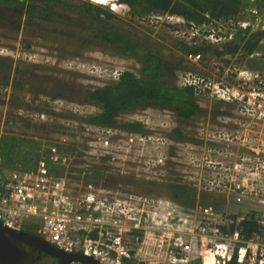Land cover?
<instances>
[{"label": "built area", "instance_id": "obj_1", "mask_svg": "<svg viewBox=\"0 0 264 264\" xmlns=\"http://www.w3.org/2000/svg\"><path fill=\"white\" fill-rule=\"evenodd\" d=\"M141 19L167 27L179 42L178 53L180 45L222 46L247 30L264 32V17L199 24L168 13ZM182 56L183 65L199 66L203 60L200 51ZM263 56L237 52L227 57L228 64H220L219 57L210 74L177 71L179 88H190L201 109L215 108L194 130L178 124L173 113L176 127L166 122L160 132L150 127V116L121 121L142 124V133L82 124L75 134L44 139L30 169L4 168L0 160V222L98 264H264V71L237 63ZM121 72L110 73L117 81ZM29 116L53 125V117L43 112ZM63 126L70 131L77 123ZM175 128L185 138L169 136ZM176 165L183 168L178 181L217 197L215 206L197 202L184 208L170 196L104 183L111 173L128 172L166 184ZM247 223L258 231L248 234Z\"/></svg>", "mask_w": 264, "mask_h": 264}, {"label": "trees", "instance_id": "obj_2", "mask_svg": "<svg viewBox=\"0 0 264 264\" xmlns=\"http://www.w3.org/2000/svg\"><path fill=\"white\" fill-rule=\"evenodd\" d=\"M118 2L129 8L131 16L140 19L149 15L168 13L199 24L209 20L230 18L254 21L258 16L264 15V0H118ZM97 3L110 4L113 9L118 8L115 0H97ZM0 9L23 16L24 20L17 23H24L33 28H40L45 21L60 22L61 25L71 28V30L66 29L65 31L64 28L61 30L60 35L64 37L82 41L83 45L98 43L101 47L111 49L122 56L139 60L141 64L139 75L125 70L121 72L117 81L105 83L81 95L78 104L85 102L99 108L98 113L80 119L83 123L96 127L117 128L129 133H142L144 132L142 124L118 121L119 115L147 105H156L159 108L170 110L180 124H185L197 117L201 111L190 88H179L171 83L176 79L177 71L186 69L183 60L172 61L159 55L152 43L134 37L118 26L114 22L117 17L107 8L81 0H74V2L70 0H0ZM252 9L257 14L253 15L248 12ZM69 11L71 15H68ZM262 35L263 32H248L247 30L244 37L238 38L239 35L236 41L224 44L226 49L223 52L208 46L203 47L204 49H198L199 47L189 49L187 46L180 45L179 48L182 53L210 51L215 57L229 52L250 54L256 52L259 46L264 45H259ZM239 48L240 51H238ZM0 68L11 72L12 61L0 60ZM14 71L20 73L18 67ZM5 79L8 80V77ZM20 86H22L21 83H19ZM54 125L53 123L48 127L52 130L57 126ZM46 135L34 140L17 137L0 130V160L3 167L8 169L16 165L29 169L34 167L40 156L39 151L43 140L48 139L51 133ZM171 137L181 140L185 138V132L180 128H175L171 132ZM100 174L96 171L94 177L98 178ZM106 184L114 187V183L106 182ZM159 186L169 190L173 195L170 197L184 208H191L196 204V190L190 186L181 185L179 182H169ZM142 191L146 190L142 189ZM145 193L151 194L147 191ZM207 204L215 206L212 201ZM245 228L248 234L258 231L253 223L245 224Z\"/></svg>", "mask_w": 264, "mask_h": 264}, {"label": "rangeland", "instance_id": "obj_3", "mask_svg": "<svg viewBox=\"0 0 264 264\" xmlns=\"http://www.w3.org/2000/svg\"><path fill=\"white\" fill-rule=\"evenodd\" d=\"M70 1L74 2V0ZM115 4L118 6L116 9H113V6H111L112 8L105 7H108V10L117 17L114 22L118 26L134 37L152 43L156 52L162 57L172 61L182 59V53L175 51L179 42L170 34L167 27H153L149 25V22L131 16L130 11L126 12L128 9L124 6L118 5L116 2ZM67 13L71 15L70 11ZM23 20L24 17L18 16L16 12L0 9V60L12 61L11 72L0 68V129L6 133L34 140L46 134H55V132L60 138L75 134L73 131L79 132L82 124H85L80 119L99 112V108L95 105L85 102L78 104L82 94L105 83L115 82L116 80L111 74L114 71L129 70L139 75L141 64L138 59L122 56L111 49L101 47L98 43L83 45L82 41L64 37L60 35L61 30L64 28L66 31L69 28L61 25L60 22L45 21L40 28H33L24 25V23H17ZM76 27L79 28L80 25H76ZM75 29L78 32L77 28ZM255 59V64L260 63L259 68L264 70V58ZM213 62L215 61L209 59L207 55H203L199 66L189 64H184V66L194 72L210 74L214 72ZM217 62L220 63L221 60H217ZM16 67L19 68L20 73L14 71ZM244 68L250 69L248 66ZM105 71L111 72V75L106 77ZM6 77L8 80L5 79ZM19 83L22 86L19 87ZM171 83L177 86L176 79ZM212 109L213 106L202 108L197 117L187 121L185 125H181H184L185 129L187 127L194 130L208 118ZM39 111L48 117H53L52 121L57 126L54 125L55 127L51 130L48 127L51 125L49 122L41 123L29 116L41 113ZM170 114L172 112L168 109L147 105L119 115L118 120L132 121L137 116H150L152 118L150 127L154 132H160L161 125L166 122L169 126L176 127L175 121L171 124L173 118ZM69 120L76 122L77 128L66 130L63 125H66ZM172 152L175 155L176 152ZM171 168L174 172L171 175L173 179L171 178L170 183L179 182L181 185L190 186L187 181L183 183L178 181L180 180L178 178H181L178 175L183 170L181 166L176 165ZM125 170L127 171V169ZM114 173L109 174L108 178L104 179V183H114L113 186L121 190L142 191L143 189L151 194L173 196L169 190L159 186L164 183L154 184L151 182L152 184H150L132 173ZM195 190L196 203L207 204L215 199L218 201L217 197Z\"/></svg>", "mask_w": 264, "mask_h": 264}, {"label": "water", "instance_id": "obj_4", "mask_svg": "<svg viewBox=\"0 0 264 264\" xmlns=\"http://www.w3.org/2000/svg\"><path fill=\"white\" fill-rule=\"evenodd\" d=\"M40 251L63 264L70 261L98 264L91 257L61 251L32 233L10 229L0 222V264H36Z\"/></svg>", "mask_w": 264, "mask_h": 264}, {"label": "crops", "instance_id": "obj_5", "mask_svg": "<svg viewBox=\"0 0 264 264\" xmlns=\"http://www.w3.org/2000/svg\"><path fill=\"white\" fill-rule=\"evenodd\" d=\"M251 12H252V14L253 15H255V14H257V12L254 10V9H252L251 10ZM264 17V15H260V16H258V17ZM255 31H260V30H255ZM254 31V32H255ZM260 32H263V31H260ZM263 35H264V32H263ZM262 35V36H263ZM259 45H261L260 44V40H259ZM203 47H206V46H200L198 49H201V48H203ZM209 48H215L216 50H220V51H224L225 49H226V47H224V45L223 46H208ZM187 48H192V47H187ZM180 49V48H179ZM204 49V48H203ZM181 51V50H180ZM238 51H240V48H239V50ZM256 51L257 52H261V53H264V45H262V46H259L258 47V49H256ZM203 52V55H207L208 57H209V59H211V60H216L217 58H219V57H215L214 56V54L212 53V52H210V51H208V52H205V51H202ZM235 54V53H234ZM234 54L233 53H231V52H229V53H225V54H222L221 56H220V58H222V63L223 64H228L229 63V61H227V57H232V56H234ZM264 57H261V59H263ZM258 59V58H257ZM237 63L240 65V66H242V67H246V66H248L251 70H254V71H264V70H261L259 67H260V63H258V64H255L256 63V59L255 58H250V59H247V60H237ZM248 69V68H247ZM1 130V129H0ZM1 132H2V130H1ZM14 168H20L19 166H15ZM70 262H73V261H70Z\"/></svg>", "mask_w": 264, "mask_h": 264}, {"label": "flooded vegetation", "instance_id": "obj_6", "mask_svg": "<svg viewBox=\"0 0 264 264\" xmlns=\"http://www.w3.org/2000/svg\"><path fill=\"white\" fill-rule=\"evenodd\" d=\"M264 38V35L262 36ZM264 44V43H263ZM213 111L215 108L213 107ZM202 111V110H201ZM36 264H63L59 259L54 258L50 255L45 254L44 251L39 252L38 260ZM66 264H72V262H67Z\"/></svg>", "mask_w": 264, "mask_h": 264}, {"label": "clouds", "instance_id": "obj_7", "mask_svg": "<svg viewBox=\"0 0 264 264\" xmlns=\"http://www.w3.org/2000/svg\"><path fill=\"white\" fill-rule=\"evenodd\" d=\"M115 2L116 3H118V4H120L119 2H118V0H115ZM92 4V3H91ZM94 5H96V6H98V7H102V8H107V9H109L108 7H105V6H109L110 8H111V6L112 5H110V4H94ZM173 15H175V14H173ZM177 16H179V15H177Z\"/></svg>", "mask_w": 264, "mask_h": 264}]
</instances>
